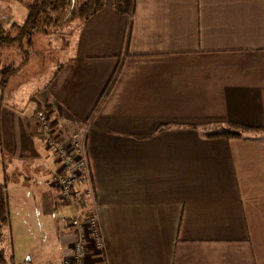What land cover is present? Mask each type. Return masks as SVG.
Instances as JSON below:
<instances>
[{
    "label": "crops",
    "instance_id": "0c3cea01",
    "mask_svg": "<svg viewBox=\"0 0 264 264\" xmlns=\"http://www.w3.org/2000/svg\"><path fill=\"white\" fill-rule=\"evenodd\" d=\"M117 3L36 34L33 61L0 54L19 67L0 88L8 264H71L81 214L105 244L85 264H264V0H134L130 18ZM38 110L64 138L88 128L80 208L59 196ZM230 124L241 139L204 137Z\"/></svg>",
    "mask_w": 264,
    "mask_h": 264
},
{
    "label": "built area",
    "instance_id": "2783aa9c",
    "mask_svg": "<svg viewBox=\"0 0 264 264\" xmlns=\"http://www.w3.org/2000/svg\"><path fill=\"white\" fill-rule=\"evenodd\" d=\"M39 139L57 163L54 183L61 200L73 208L94 196L92 176L86 154L87 126H78L67 138L57 135L47 110L35 113ZM73 232L71 264H85L89 252L102 253L105 248L99 221L95 215H76L70 220Z\"/></svg>",
    "mask_w": 264,
    "mask_h": 264
},
{
    "label": "trees",
    "instance_id": "16d2710c",
    "mask_svg": "<svg viewBox=\"0 0 264 264\" xmlns=\"http://www.w3.org/2000/svg\"><path fill=\"white\" fill-rule=\"evenodd\" d=\"M103 4L104 0H32L24 5L27 15L22 25L12 24L5 31L0 24V49L8 47L20 49L24 58L23 63H25L28 48L32 46V40L36 34L48 35L53 32V29L60 28L63 23L68 24L74 19L86 20L100 11ZM116 8L119 13L130 18L134 10V0H118ZM18 69L19 67L13 65L0 68L1 89ZM243 131H247V128L230 124L225 128L205 133L204 137L241 139ZM9 226V196L5 183H0V243L3 240V229ZM0 264H8L2 249H0Z\"/></svg>",
    "mask_w": 264,
    "mask_h": 264
},
{
    "label": "rangeland",
    "instance_id": "374dc122",
    "mask_svg": "<svg viewBox=\"0 0 264 264\" xmlns=\"http://www.w3.org/2000/svg\"><path fill=\"white\" fill-rule=\"evenodd\" d=\"M29 1H32V0H28ZM7 2H9L10 4H6ZM26 15H27V11H26V8L22 5H20L17 1L15 0H12L11 2L9 0H0V24L4 27V29L7 30V28L9 27V25L12 23V21H14V23H16L17 25H22L25 21V18H26ZM13 19V20H11ZM71 23H63L61 24L62 27L60 28H56L55 30L53 29L54 32H58L57 30L61 29V33L63 34L64 32H68L69 29L72 30V27H70ZM60 34V35H62ZM59 39L63 40L61 38V36H58ZM67 39V38H66ZM64 41V40H63ZM40 49V45L39 43H35L34 46H32L31 50H30V58H32V61L35 60L36 58V52L37 50ZM13 52L14 54V59L17 60V59H21L23 56H22V51L16 47H13L11 49H5V48H2L0 49V54H2L3 58H4V54L6 52ZM14 60V61H15Z\"/></svg>",
    "mask_w": 264,
    "mask_h": 264
}]
</instances>
